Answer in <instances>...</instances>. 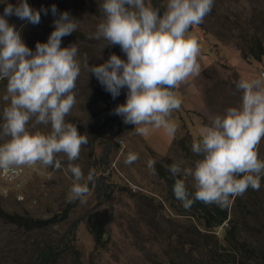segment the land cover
<instances>
[{"label": "rangeland", "instance_id": "obj_1", "mask_svg": "<svg viewBox=\"0 0 264 264\" xmlns=\"http://www.w3.org/2000/svg\"><path fill=\"white\" fill-rule=\"evenodd\" d=\"M153 1L162 11L166 0H149ZM27 2L37 9L55 4L58 12L67 10L78 19L76 30L61 37V47L76 43L81 62L76 102L65 119L87 137L73 163L85 176L91 172L93 179L83 198L68 201L72 178L62 153L57 154L59 168L37 161L18 165L22 174L15 182L0 177V264H33L41 250L59 243L64 235L68 238L59 243L52 264H264V175L258 189L248 187L230 199L229 222L207 231L195 215L176 205L164 179L169 164L182 161L181 166L187 167L197 158L191 144L210 117L238 104L236 81L264 73V53L257 59L250 51L252 38L257 37L264 52V0H213L202 22L190 26L199 45L200 71L172 89L181 101L168 116L176 124L172 135L160 127L137 134L132 124L123 123L111 111L124 102L126 90L108 97L110 93L84 67L85 62L101 63L110 52L124 56L118 45L102 48L105 41L92 37L102 18L99 0ZM3 7L0 4V12ZM7 19L32 49L52 30L51 13H42L35 25L14 15ZM4 86L0 80V94ZM5 103L0 101V107ZM130 151L138 154L137 159L125 164ZM256 151L264 159V136ZM148 158L154 161V173L147 167ZM177 176L194 190L191 177ZM63 210L66 214L60 220L33 224L35 218L46 219ZM231 226L232 236L225 237L223 227ZM95 233L103 235L101 241H95ZM241 242L252 252L238 249L235 255ZM207 243L223 254V263L218 253L211 255Z\"/></svg>", "mask_w": 264, "mask_h": 264}, {"label": "clouds", "instance_id": "obj_2", "mask_svg": "<svg viewBox=\"0 0 264 264\" xmlns=\"http://www.w3.org/2000/svg\"><path fill=\"white\" fill-rule=\"evenodd\" d=\"M0 4L4 5L0 12V80L5 81L0 101L6 102L0 107V177L4 178L2 169L37 161L59 168L57 154L62 153L72 178L66 199L83 198L93 176L91 172L85 176L73 161L87 137L65 119L76 102L74 88L81 62L76 43L61 47V37L76 30L78 19L67 10L58 12L55 4L47 9L32 7L27 0H0ZM212 4L213 0H166L161 11L149 0H99L102 18L92 37L105 41L102 48L118 45L124 56L110 52L101 63L85 62L84 67L113 98L121 88L126 90L124 102L111 111L123 123L132 124L137 134L146 133L149 127L174 134L176 124L168 116L181 101L172 89L200 71L199 45L189 28L202 22ZM42 13H51L52 30L46 41H36L32 49L7 17L14 15L35 25ZM235 87L240 92L238 104L212 115L199 129L191 144L197 155L192 164L168 165L174 197L185 209L194 200L224 207L246 188L260 186L264 159L258 157L256 146L264 136V73L241 78ZM137 155L128 152L124 163H132ZM153 165L148 158L147 167L154 173ZM178 174L191 177V193L185 179L176 178Z\"/></svg>", "mask_w": 264, "mask_h": 264}, {"label": "trees", "instance_id": "obj_3", "mask_svg": "<svg viewBox=\"0 0 264 264\" xmlns=\"http://www.w3.org/2000/svg\"><path fill=\"white\" fill-rule=\"evenodd\" d=\"M151 5L153 7H157V3L156 1L152 2ZM253 41V46L250 47V51L253 53V57L257 58V59H261L263 52V44L261 45V41L257 38V37H253L252 38ZM111 95L109 94L108 97H110ZM112 98V97H111ZM120 130L116 129L114 130V132H118ZM160 175L162 176L163 174ZM178 178V176L176 177ZM164 179L166 180L169 190L170 192L172 191V185L174 183V178L171 175V173L169 171L165 172L164 174ZM187 187V186H186ZM189 192L191 193L193 190L190 189L189 187H187ZM172 196H173V201L176 202V205H179L182 210L188 211L189 214H193L195 215L196 219L199 221L202 229H213L214 227H218V226H222V223L224 222H229L230 220L228 219L229 214H228V208L227 205L224 207H219L216 204H205L202 201L199 200H194L193 204L188 208L185 209L181 206V202L174 197L173 191H172ZM214 205V206H213ZM181 210V211H182ZM64 214H66V211L63 210V212H59L56 213V215H52L49 218L46 219H33V224L35 226H41V224L46 225L49 224L50 222H54L56 220H60L61 216H63ZM31 219V217L29 218V220ZM195 231L197 233H199V235L203 238V240H207L202 233H200L198 230H196V227H194ZM223 230H225V237L228 236H232V226L227 228V227H223ZM206 233V232H204ZM71 234L73 235V232H71ZM68 237L66 235L62 236V238L60 239V242L63 241L64 239H67ZM94 238L95 241H101V238H103V235H101L100 233H95L94 234ZM59 242V243H60ZM206 242V241H204ZM59 243H54V244H50L46 249L41 250L38 255H37V259L33 264H52L53 262H55L56 256L58 255L57 252V248L59 247ZM102 243V242H101ZM208 244V248L210 247V243ZM212 247H210L209 251L211 252V255H213V253H218V255L220 256V260L223 263L224 262V257L223 254H221L218 250L214 249L213 244L211 245ZM223 249V247L221 248ZM238 249H240V253L242 251V249L247 250V252H252L251 249H248L245 244L243 242L238 244V248L235 249V255H238ZM30 264V263H29Z\"/></svg>", "mask_w": 264, "mask_h": 264}, {"label": "built area", "instance_id": "obj_4", "mask_svg": "<svg viewBox=\"0 0 264 264\" xmlns=\"http://www.w3.org/2000/svg\"><path fill=\"white\" fill-rule=\"evenodd\" d=\"M22 169L18 166H14V168H5L2 169V175L8 181H15L17 177L20 175Z\"/></svg>", "mask_w": 264, "mask_h": 264}]
</instances>
